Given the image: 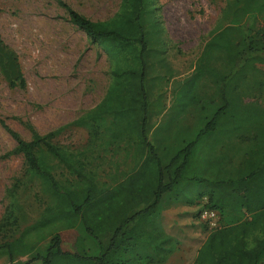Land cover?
I'll return each mask as SVG.
<instances>
[{
  "label": "trees",
  "instance_id": "1",
  "mask_svg": "<svg viewBox=\"0 0 264 264\" xmlns=\"http://www.w3.org/2000/svg\"><path fill=\"white\" fill-rule=\"evenodd\" d=\"M57 1L70 23L102 50L111 80L97 106L73 123L89 129L82 151L53 144L51 139L60 130L46 135L33 132L25 141L0 118L1 128L15 142L14 153L24 159L26 173L49 197L35 222L18 238L0 244V251L11 264L165 261L158 258L159 251L172 253L173 239L157 234L155 225L152 232L146 227L161 196L169 192L187 205L206 198L204 209L219 216V226L208 231L192 264H264V26L247 25L252 13L264 17V0L226 4L227 25L211 32L188 77L207 79L213 97L223 105L165 168L145 136L144 81L149 70V40L142 25L145 0H121L116 13L104 21H91ZM0 73L11 88L25 87L16 56L1 39ZM122 139L126 144L136 140L138 150L148 151L143 166L155 163V185L142 176L141 167L140 174L119 185H97L92 167L97 158L90 153ZM54 159L74 180L61 183L55 178ZM14 214L6 213L0 229L15 225ZM151 247L155 257L149 253Z\"/></svg>",
  "mask_w": 264,
  "mask_h": 264
},
{
  "label": "rangeland",
  "instance_id": "2",
  "mask_svg": "<svg viewBox=\"0 0 264 264\" xmlns=\"http://www.w3.org/2000/svg\"><path fill=\"white\" fill-rule=\"evenodd\" d=\"M61 1L91 21H104L116 13L121 0ZM229 1L145 0L142 25L149 40V70L144 86L145 89L158 86L154 88L168 89L174 94L175 104L166 115L168 120L176 118L178 108L186 110L201 99L195 92L199 82L184 79L180 73L186 68L178 65H186L187 70L192 67L194 56L200 53L211 32L227 25L229 18L224 11ZM247 25L263 27L264 17L252 13ZM0 39L15 54L25 81L24 88H11L0 73V118L25 141L31 140L33 132L46 135L60 130L51 139L53 144L72 152L84 150L90 138L89 129L73 123L92 111L106 94L111 67L102 50L70 23L65 8L57 0H0ZM168 56L174 61L168 62ZM171 77L169 85L163 87L164 78ZM172 125V122L161 124L160 133L169 131ZM14 148L15 142L0 126V222L10 210L17 219L15 225L0 229V244L18 238L49 203L40 182L28 176L24 159L14 153ZM181 149L176 147L175 152ZM53 167V175L61 183L74 180L56 159ZM195 201V206H201ZM200 225L205 232L214 229L201 222ZM172 246L174 249L168 256L159 251L158 258L164 257L165 261L127 264L190 261L192 256L189 259L183 256L175 239ZM148 250L152 257L156 256L153 248ZM0 264H11L3 251Z\"/></svg>",
  "mask_w": 264,
  "mask_h": 264
},
{
  "label": "crops",
  "instance_id": "3",
  "mask_svg": "<svg viewBox=\"0 0 264 264\" xmlns=\"http://www.w3.org/2000/svg\"><path fill=\"white\" fill-rule=\"evenodd\" d=\"M204 45L200 53L194 56L192 67L188 66L187 70L186 65H178L183 69L186 68L185 71H181L182 74L180 73L184 79L189 77L195 70ZM167 60L168 62L174 61L169 56ZM175 61L184 62L185 59H176ZM171 80L172 77L164 78L166 84H162L163 87L169 85ZM204 83H208L209 86ZM154 87L158 86H149L145 89L148 105L145 136L159 159L160 166L165 168L175 156V148H184L194 141L201 129L223 103L219 98L213 97L214 88L211 83L207 79H202L198 83V90L195 91L196 94L199 93L201 99L191 104L186 110L178 108L179 114L176 115V118L168 120L166 115L169 111H172L175 104L174 94H171L168 89L161 90ZM166 122H172V127L169 131L160 133V125ZM136 142V140H132L130 144H126L124 139L115 140L109 146H105L104 149H96L90 153L92 157L97 158L96 162H93L97 174V185H106L107 187L119 185L132 175L140 174L138 173L140 167L142 168V176H147L148 180L151 181L150 185H155V163L147 162V165L143 166L148 151L138 150V143ZM90 154L88 156H91ZM167 183L168 176L166 172H163V184ZM206 202L207 199L203 198L199 201L201 206H189L185 203H179L171 193L166 192L160 198L156 214L149 218L147 231L152 232L154 230L152 225H155L157 234L171 237L180 244V253L183 256L188 259L190 255L192 256L190 261L182 262V264H192L197 250L208 235V232L203 231L197 219L200 209L204 208ZM202 232H205V234L201 235Z\"/></svg>",
  "mask_w": 264,
  "mask_h": 264
},
{
  "label": "built area",
  "instance_id": "4",
  "mask_svg": "<svg viewBox=\"0 0 264 264\" xmlns=\"http://www.w3.org/2000/svg\"><path fill=\"white\" fill-rule=\"evenodd\" d=\"M199 220L201 223H206L210 228L218 226L219 216L216 212L203 209L199 213Z\"/></svg>",
  "mask_w": 264,
  "mask_h": 264
}]
</instances>
